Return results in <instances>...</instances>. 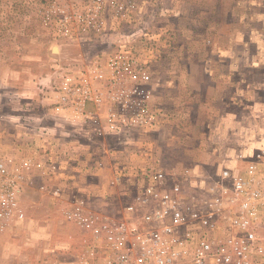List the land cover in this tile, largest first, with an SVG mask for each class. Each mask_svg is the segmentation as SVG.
<instances>
[{"label": "rangeland", "instance_id": "rangeland-1", "mask_svg": "<svg viewBox=\"0 0 264 264\" xmlns=\"http://www.w3.org/2000/svg\"><path fill=\"white\" fill-rule=\"evenodd\" d=\"M38 104L44 122L56 119L55 140L25 126V143L8 141L26 159L0 150L22 174L24 213L0 211V242L11 244L0 264L47 259L26 233L40 228L43 240H70L66 259L80 262L91 229L122 218L142 187L137 166L159 163L162 187L191 209L224 211L221 168L236 172L264 147V0H0V115L33 117ZM56 163L67 179H53ZM43 164L56 167L33 171ZM115 164L129 172L120 184Z\"/></svg>", "mask_w": 264, "mask_h": 264}, {"label": "built area", "instance_id": "built-area-1", "mask_svg": "<svg viewBox=\"0 0 264 264\" xmlns=\"http://www.w3.org/2000/svg\"><path fill=\"white\" fill-rule=\"evenodd\" d=\"M132 169L135 178L143 176L146 182L126 204L122 218L91 229L80 264H94L97 257L103 264H264V153L243 173L221 168L219 176L229 180L221 212L193 210L189 201L162 187L166 178L159 163ZM128 173L115 164L111 182L120 184ZM20 181L22 174L9 171L0 159L4 217H24L16 201Z\"/></svg>", "mask_w": 264, "mask_h": 264}, {"label": "crops", "instance_id": "crops-1", "mask_svg": "<svg viewBox=\"0 0 264 264\" xmlns=\"http://www.w3.org/2000/svg\"><path fill=\"white\" fill-rule=\"evenodd\" d=\"M234 70H237V68ZM11 104L13 105V103H10V105ZM21 106H24V103ZM41 107H42V104L37 105V108L34 109L33 117L31 115H30V117H28L29 112L26 113L23 110H22L23 112H19L21 114H18L17 116L12 115L11 113H13L12 111H14V110L9 111V108L7 110H4V112L1 113L0 117H2V118H0V120H3L4 123H6L9 127L10 126L18 127V129L16 131L12 130L11 127H10V130H6L3 128H2V130H0V138L1 137L6 138V140H7V142L5 144H2L3 146H2V148H0L1 151H5V152L14 151V150L17 151V149H14V146L12 145V143L9 142L10 140L16 139V142H18V140H20V145L25 143L27 137L24 134L27 133L29 130V129H25V126H33L34 127L33 129H35V130H34L32 135H34V137L38 140H40L41 138H45V136H47L48 133L52 134V138L55 140L56 134L53 133L54 129L52 126V122H53L54 117L53 116L50 117L51 120L49 121V123L48 122L46 123L47 120H45V122H44V120H42L43 116L40 115L41 112L44 111ZM25 109H27V106L25 107ZM17 113L18 112H15L14 114H17ZM69 114H70V112H67L65 119H66V123L69 124V126H70V125H72V119L70 120V118H73V115H69ZM29 119H31L32 122ZM55 121H56V119H55ZM48 124H49V127H47L48 128L47 129L44 126H46ZM22 125H23V128H22ZM48 130H49V132H48ZM50 137H51V135H50ZM36 139H35V141H36ZM21 140H23V141L21 142ZM66 140H68V138H66ZM39 143H41V141H39ZM21 148H20L21 149L20 153H19V151H17V153L15 155H17V157H19L20 160L22 161L23 159H26L27 156H24L23 158H21V156H23L24 154L28 155V150L25 147H21ZM259 153H264V147H259V149L254 152V155H253V153H251V154H249V155H251L250 157L248 156V158H244V160H243V162H245L244 165H242V166L239 165V168L236 171V173L237 174L243 173L247 164L249 162H252L253 160H256V157ZM39 156H40V158H38L37 154H36V156L34 157V160H32V161L42 160V159L47 161V159L49 158V157L47 158V156H44V155H39ZM57 158L58 157L56 156L55 159H57ZM27 160H29V159L27 158ZM74 161H76L75 158H74ZM33 164L32 165L30 164V170H31V167L33 166ZM56 165H57V169L54 168V167H56L55 164L54 165L43 164L41 167L33 168V171L34 172L38 171L39 174L41 175L42 173H46L47 169L54 168L55 170L52 171L53 172V179H59L64 174H65V177L67 179L69 177L68 174L60 173L61 171H60V169H58V167L60 168L62 166H59L57 163H56ZM72 169H73V167H72ZM231 169H233V172H235L233 167H231ZM23 170H25V169L23 168ZM70 178L73 179V176L71 175ZM26 233H27V237L31 236L33 239V241L32 240L31 241L33 243L32 245H33V250L35 253L37 252L38 247H40L39 250H42V247H44V250L48 253L47 259L41 258V260L39 262H37L38 264H69V261H67L66 258L69 257V255H70L69 250L71 251L70 240H66V241H62V242H58V241L54 242L53 239L50 237L51 235L49 236L51 238V240H48V239L43 240L42 236H44L45 233H43L41 228L39 230L36 229L32 232L27 231ZM22 243H24V241H23L22 236H21L20 239L18 240V246H17L21 254H22L21 251L26 250V249H24L25 245L24 244L22 245ZM10 245L11 244L9 241L5 242L3 240L2 242H0V252L2 254L8 252L10 250ZM22 257H23V260L26 259L25 256H22ZM4 262L8 263V264L11 263V261L9 259L5 260ZM23 264H26V263L24 262ZM77 264H80V262H77ZM100 264H103L102 260L100 261Z\"/></svg>", "mask_w": 264, "mask_h": 264}]
</instances>
